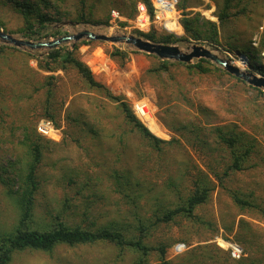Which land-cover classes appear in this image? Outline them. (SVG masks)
<instances>
[{
    "label": "rangeland",
    "instance_id": "374dc122",
    "mask_svg": "<svg viewBox=\"0 0 264 264\" xmlns=\"http://www.w3.org/2000/svg\"><path fill=\"white\" fill-rule=\"evenodd\" d=\"M138 2L142 1L85 0L83 7L91 13L85 21L78 15L79 1L64 0L58 6V21L45 27L35 24L31 32L22 14L0 0V29L34 42L83 29L138 35L133 23ZM189 2L187 10L219 25L214 0ZM179 3L169 19L175 24L141 32L185 37ZM234 3L233 12H244L218 28V44L193 39L175 44L183 50L194 43L216 47L218 55L260 75L236 47L250 51L255 62L264 65V0ZM148 11L153 18L152 8ZM72 42L59 46L71 47ZM75 44L96 80L121 96L152 134L170 142L161 148L150 145L124 121L117 103L89 88L75 69L46 70L42 64L49 49L0 41V237L19 224L15 191L23 185L32 160L29 149L36 143L41 155L31 227L45 229L62 220L91 230L117 228L133 238L142 225L144 244L152 249L143 255L107 241L61 243L50 251H15L7 264H140L141 259L143 264H160L162 255L169 264H264V95L214 68L195 73L170 66L167 72L148 74L157 56L124 43L81 38ZM116 48L126 56L111 57ZM47 88L52 90L50 105ZM46 108L51 116L45 115ZM218 126L247 134L251 151L240 169L228 167L232 155L218 136ZM203 180L213 189L196 206L194 216L177 214L169 221H156L183 203L195 181ZM231 192L257 207H239ZM229 243L242 248L239 258L232 256Z\"/></svg>",
    "mask_w": 264,
    "mask_h": 264
},
{
    "label": "trees",
    "instance_id": "16d2710c",
    "mask_svg": "<svg viewBox=\"0 0 264 264\" xmlns=\"http://www.w3.org/2000/svg\"><path fill=\"white\" fill-rule=\"evenodd\" d=\"M2 2L9 3L13 8L19 11L25 21L26 30L31 31L35 24H38L39 27L50 24L52 21H58L60 18V12L58 11V6L64 0H1ZM79 1L78 15L80 19L89 21L90 14L86 13V9L83 7L85 0ZM144 2L148 8L151 9V0H140ZM190 0H180L178 8L181 10L182 17L180 18L181 26L184 30L185 37H177L173 34H157L154 31L143 33L137 31V34L144 37L147 40L160 43L175 44L180 40L190 39L199 41H206L210 44H218V28L224 26L227 22L235 20L239 17V14L243 13L244 8H241L239 12H233L232 8L235 5L234 2H240L241 0H214L217 7L218 13L217 19L219 25L213 21H210L204 18L198 12H191L187 10L190 5ZM191 6V5H190ZM35 21V22H33ZM45 27V26H44ZM32 30L31 32H33ZM30 33V32H29ZM26 36L30 37V34ZM262 48H264V41L261 43ZM77 44H74L72 47L57 46L48 51L45 62L42 64L46 70H53L54 68L59 67L62 70L73 68L76 70L78 76L83 80V82L91 89L96 91H103L104 95L108 97L111 101L117 103L118 108L123 114L124 121L131 125L133 129H136L150 145L154 147L161 148L162 144L169 143L170 141H165L161 138H158L152 134L148 128L133 114L130 106L125 102L121 96L113 94L107 86L102 82L96 80L89 66L78 57L77 55ZM236 50L239 53L246 54L248 57L249 65L253 69H257L261 75H264V65L255 62V56L251 54L250 51L244 50L242 47H236ZM111 57H125L126 53L120 51L119 49H114L110 53ZM156 57V56H155ZM157 64L154 67L148 68V74H159L160 72H167L169 67L182 66L190 72L202 73L210 71V68H214L217 71L223 72L228 76L245 83L240 78H237L231 75L226 70L213 65L208 59L199 58L197 62L187 64L184 62L171 61V60H162L157 58ZM50 78L52 75L49 76ZM51 83V80H49ZM251 90H254L258 93L264 95V92L255 86L247 85ZM46 104L50 105L49 99L52 97L51 88L46 89ZM45 115L51 116L49 109L46 108ZM216 130L219 132L218 136L221 138V141L225 143L232 155V162L228 166L231 169H240L241 161L247 156L251 151V144L248 143L245 139V132L240 131L234 133L231 131H225L222 127H216ZM238 146V147H237ZM40 145L34 143L30 147L32 154V160L27 164L26 172L23 178V185L19 190H16L17 199L19 206V224L16 230L10 234H4L0 237V264H7L11 260V255L15 251H19L25 248L50 251L56 245L64 243L68 245H77V244H88L95 243L99 241L113 242L122 247H132L134 249L140 250L143 255L152 249V247L146 246L144 244L143 238L145 236V226H138L139 233L136 237H128L117 228H101L97 230H91L89 228H84L81 226H71L58 220L57 223L50 226L49 228L40 229L37 227H31L29 221L32 219L33 208H34V198L35 193L38 189V182L36 180V167L40 161ZM221 180V179H220ZM213 185L208 181L203 180V182L195 181V185L190 194L185 198L183 203L177 207L166 210L161 216L156 217V221L163 220L169 221L177 214H185L189 217L194 216V209L197 205L204 203L209 196L210 191H212ZM231 197L233 202L239 207H257L252 203L251 200L240 196L237 192H231ZM262 211V210H261ZM264 214V210L262 211ZM156 221L150 223L149 225H155ZM242 222V221H240ZM161 254H164L163 247H158ZM143 260L141 259V263ZM160 264H169L163 255L161 257Z\"/></svg>",
    "mask_w": 264,
    "mask_h": 264
},
{
    "label": "water",
    "instance_id": "95a60500",
    "mask_svg": "<svg viewBox=\"0 0 264 264\" xmlns=\"http://www.w3.org/2000/svg\"><path fill=\"white\" fill-rule=\"evenodd\" d=\"M81 38H86L90 40H102L109 41L112 43H124L131 46L133 49L148 54H153L162 60H171L184 63H191L193 59L205 58L208 59L218 66L222 67L224 70L234 75L237 78L242 79L249 85L260 88L264 91V75H258L254 72L246 69H242L233 61L220 56L214 51L216 47L209 48L207 45L194 43L190 46H187L183 50L178 44H168L153 42L145 39L140 35L123 33V34H104L96 33L86 29L80 30L74 34H65L57 36L54 39L46 41H31L21 38H17L10 33H7L0 29V41L11 44L16 47L38 49V48H47L52 49L59 46L61 43L73 41L72 46L75 42Z\"/></svg>",
    "mask_w": 264,
    "mask_h": 264
},
{
    "label": "built area",
    "instance_id": "2783aa9c",
    "mask_svg": "<svg viewBox=\"0 0 264 264\" xmlns=\"http://www.w3.org/2000/svg\"><path fill=\"white\" fill-rule=\"evenodd\" d=\"M176 6L177 0H151L153 12V18H151L147 5L144 2H138L136 5V16L133 21L134 27L140 31H144L151 26L161 25L166 28L168 23L175 24V22H170L169 19L175 13ZM112 16L117 17L118 12L113 10ZM239 56L244 57L247 63L248 58L245 55L240 54ZM141 112L144 113V110L141 109ZM228 248L231 250L233 257L239 258L242 255V248L239 245L229 243Z\"/></svg>",
    "mask_w": 264,
    "mask_h": 264
},
{
    "label": "bare ground",
    "instance_id": "6f19581e",
    "mask_svg": "<svg viewBox=\"0 0 264 264\" xmlns=\"http://www.w3.org/2000/svg\"><path fill=\"white\" fill-rule=\"evenodd\" d=\"M234 64H235V62H234ZM237 66H239L238 64H236ZM240 67V66H239Z\"/></svg>",
    "mask_w": 264,
    "mask_h": 264
}]
</instances>
